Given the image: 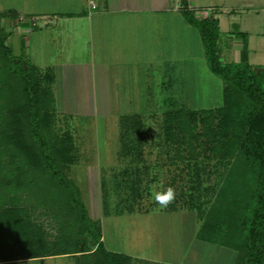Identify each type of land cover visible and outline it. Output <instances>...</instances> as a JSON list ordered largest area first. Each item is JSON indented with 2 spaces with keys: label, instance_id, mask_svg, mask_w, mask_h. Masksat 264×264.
<instances>
[{
  "label": "trees",
  "instance_id": "obj_1",
  "mask_svg": "<svg viewBox=\"0 0 264 264\" xmlns=\"http://www.w3.org/2000/svg\"><path fill=\"white\" fill-rule=\"evenodd\" d=\"M181 3L184 17L202 35L209 68L223 79L224 101L206 108L174 102L163 111L159 145H169L179 160H194L187 165V177L175 171L170 181L164 180V184L168 181L165 187L176 190L169 207L187 204L189 208V200L179 202L185 190L193 188L195 193L189 196L196 209L191 210L201 222L198 237L234 249V264H264V67L257 70L246 58L221 61L219 18L198 16L189 0ZM8 35L1 27L0 188L7 194L0 195V202L15 205L13 210L0 206V242L5 241L0 243V258L62 254L73 255L78 264H132L131 255L105 245L101 220L93 217L75 177L69 174L78 161L77 146L72 133L56 126L52 82L40 98L35 90L38 81L17 59L7 43ZM7 74L15 76L11 85H7ZM205 144L212 153L209 162H200L198 147ZM143 162L147 164L138 170V178L133 177L135 170L119 172L129 177L127 186L135 194L150 192L149 186L164 173L154 170V163ZM210 176L214 182L207 181L202 190ZM20 193L25 197L15 199ZM28 201L30 207L25 208ZM33 206H55L54 217H61L59 224H65L56 239H49L47 230L30 218Z\"/></svg>",
  "mask_w": 264,
  "mask_h": 264
},
{
  "label": "crops",
  "instance_id": "obj_2",
  "mask_svg": "<svg viewBox=\"0 0 264 264\" xmlns=\"http://www.w3.org/2000/svg\"><path fill=\"white\" fill-rule=\"evenodd\" d=\"M200 2L189 0L190 7L198 16L204 10L200 9ZM98 3L95 10H91L88 0H23V7L13 2L4 9L0 7L2 23L10 26V35L18 34L20 48L22 46L30 51L26 52L25 58L32 56L34 61L31 64L46 76L49 83L52 82L57 109L68 119H75L78 113L108 116L113 107L135 106L132 104H136L134 96L127 93L125 88H138L140 75H151L152 80H157L158 75H162V85H174L177 82V78L172 77L175 72L182 80L184 76L189 80L191 73L188 61L186 66V60L181 58L183 54H186L185 59H198L196 68L201 66L203 69L204 65L207 66L202 35L184 17L181 0H98ZM22 15L25 16L24 19H20ZM209 15L215 16L214 13ZM192 33L193 39L201 44V51L193 55L187 49ZM17 39L13 38V41L16 42ZM225 44L228 45V42ZM12 46H15L13 42ZM42 48L48 53V61L40 64ZM230 48V51L227 48L220 51L221 61L231 62L245 58L249 61V52L243 42H233L232 39ZM221 95L224 101V85ZM174 96L175 94L171 98ZM122 115L123 127L120 129V146L116 153L121 154L125 147V151L122 150L125 154L133 153L139 157V162L132 158V163H126L122 170H131L133 165H139L137 170L143 169L147 164L143 161L150 162L147 155L151 152V143L149 140L145 143V140L154 133L149 116H154L155 113L133 112ZM159 121L162 124L163 117ZM123 131L127 134L136 133L135 147L131 146L128 137L121 139L125 137L122 135ZM150 163L148 164H155L154 170L164 171L163 175H159L163 181L169 180V165L161 168L158 162ZM154 172L151 174L154 175ZM98 179L97 175V180L93 182L91 173L87 175L89 186L95 183V187H98ZM135 195L139 196L138 193ZM152 202L153 200L151 204ZM151 209L143 205L118 209L115 213L109 209L105 211L103 204L101 226L105 245L109 249L131 255L132 264H194L189 255L191 244L208 250V254H212L215 249V256L219 251L222 255L226 254L229 260L220 264L235 263L237 252L234 249L198 237L201 222L194 210L186 206ZM115 216L120 218L118 225L120 222L122 224L117 231L110 229L113 226L109 220ZM188 229L194 237L186 245L187 243L183 244L182 234ZM107 230L117 235L111 236ZM3 242L5 241L1 239L0 243ZM176 251L181 255L179 259L173 258ZM68 256H72L78 264L73 255L62 254L0 258V264H24L49 259L58 260L60 264L59 259Z\"/></svg>",
  "mask_w": 264,
  "mask_h": 264
},
{
  "label": "rangeland",
  "instance_id": "obj_3",
  "mask_svg": "<svg viewBox=\"0 0 264 264\" xmlns=\"http://www.w3.org/2000/svg\"><path fill=\"white\" fill-rule=\"evenodd\" d=\"M200 1L198 0V2H200L201 4L199 5L201 6L200 9L204 10H201L202 12H199V16H206L209 15V13H214L215 16L220 20L219 25L221 36L218 39L219 51L226 50V48L230 51L232 39L233 42L234 40L243 42V44L247 46V51L249 52L250 56V63L253 64V66L257 70L263 68L264 0ZM12 2L14 4L21 5L20 7H23V0H0V7L4 9L8 4ZM1 27H4L6 31L9 32L7 43L12 47L14 54L17 56V59L22 60L25 68H28V71L32 75V77H34L35 80L38 81V87L35 89L37 90L36 93L39 94L40 98L44 97L46 89L49 87V82L46 80V76L42 74L37 67L31 64V62L34 61V58L32 56L30 57V55H28L29 57L25 58L26 52L29 53L30 51H27L25 47L22 48V46L20 48V42L17 39L18 34L15 33V35H10V26L3 24L2 20L0 19V28ZM193 37L194 36L192 33L190 46L187 47V49L189 50V54L192 55L193 53H197L199 50L201 51V44H199L197 40L193 39ZM13 38L17 39V41L14 42ZM12 42L16 47L12 46ZM226 42H228V45L225 44ZM39 52L40 50L38 51V53ZM41 54V57L39 56V58H41L40 64L48 61V53L46 49L42 48ZM185 57L186 54L181 55V58L186 60V66L188 61V67L191 73L189 75V80L188 78H185V76L182 80L180 75L176 74L175 72L172 77L173 79L177 78V82L174 85H168L169 83L166 85H162L160 81L162 75H158L157 80H152L153 77L151 78V75L144 74L138 76V80H140L139 85H137L138 88L132 90H128L125 88L127 93L134 96L136 104L134 102L132 104L135 106L127 105L124 107H113V111L110 112L111 115L101 117H99L98 114L78 113L73 120L68 119L65 115L59 113L58 109L54 111L57 118L56 126L60 127L64 131H69L74 136L77 146L76 151L78 152V161H76V163L71 166L69 174L75 177V180L80 186L83 197L88 207L90 208L94 218H99L100 220H102L103 204H105V211L109 209L111 212L115 213L118 211V209L124 210L128 209L130 206L142 207L144 205L145 207H151V210H159L158 208H160L159 205H157L154 201L151 204L152 198L149 195L150 193L147 192V189L146 191L142 192V194H139V196H136L135 191L133 192L132 189L128 188L127 186L129 185V183H131L129 181V177L124 178L123 174L121 176L119 175L120 170H122L126 166V163H132V158L137 161L139 159V157L133 153L125 154L123 152L125 151V147L122 148L123 151L121 150V154L116 153L120 146V129L121 127H123L121 123V119L123 116L122 114L133 112H141L143 114L155 113L154 116H151L152 118L149 116L151 122L150 125H152V131H154V133L152 132V137L148 136V138L145 140V143L147 142V140H149V142L151 143H147L149 144V149H151V152L147 155L148 161L158 162V164L162 166L161 168L169 165L171 171L168 173V181H170V178L173 177V175L176 173L175 171H177V173H181L182 175H184V177H187L188 174L185 172V170L187 171L188 169L187 165L190 162L193 163L194 160H192L191 157H188L189 160H187L188 158L179 160L174 156V149H171L169 145H159V135L162 130V124L159 119L163 117L162 112L174 102L178 106L190 108H206L223 104L221 94L223 93L224 82L219 75H216L209 68L206 54L205 59L207 66L204 65V70L201 68V66L200 68H196L198 67L197 58H191L189 60L185 59ZM230 58L231 55H229V59ZM193 63H195V65ZM44 67H42V70H44ZM193 71L197 72L192 73ZM14 77L13 75L7 74V85H11ZM185 79L187 80V82ZM9 90H11V87L9 88ZM173 94H175V96L171 98ZM123 133L122 135L125 137H122L121 139L128 137L131 140V146L135 147L136 139L134 140V137H137V135L135 136L136 133L127 134L125 133V131H123ZM167 149H169V151ZM184 149V154L187 156L189 152L185 146ZM198 149L201 151L197 155V158L200 160V162H209L208 157L210 153H212L211 147L205 144V146H199ZM165 150L170 155L168 153L165 154ZM175 159H177L175 163H172V161H174ZM214 160L215 159L211 158L210 161L213 162ZM177 162L179 163L177 164ZM138 166L139 165H133L130 168L131 170H135V176H138L140 173L137 170ZM215 172L216 170H214V173ZM89 173H91L93 177V182L97 180V175L99 176V185L96 184L98 185V187H95V183L89 186L87 181V175H89ZM160 179L154 181L153 183L158 182ZM214 180L215 177L210 176L205 180V182L203 181L202 190L205 189L203 186L207 181L213 183ZM5 183L8 182L5 181ZM120 184L123 186H120ZM193 190L194 189L190 187L188 188V191L185 190L186 193L183 195V198H180L182 200H180L179 202L182 203L185 200H189L188 207L190 209H195L189 196L190 193H195V191ZM6 194V191L0 188V195ZM19 196L25 197L20 193L14 198L17 199ZM24 201L25 199H23L22 202ZM185 203L187 202L185 201ZM4 204L7 210H13V207L15 205L12 202L7 203V205L5 202H0V206H3ZM27 205L28 206H25V208L30 207L29 201L27 202ZM185 205L187 206V204ZM33 208L34 209H30L33 212L30 213V218L32 216L33 219L36 218L35 222H37L38 224L36 226H41L43 229L47 230V232L49 233V239H56V237L60 234L61 228L64 227L65 224H59L61 217H54L56 211L55 206H33ZM119 220L120 218H118L117 216H115V218H110L109 221L112 223L113 227L108 228H110L111 230L113 229V231H117L119 229L118 227L122 226L121 222L118 225ZM115 223L116 226H114ZM107 231H109V234L111 236L117 235V233L113 234L112 232H110V230ZM193 237L194 236L192 232L188 229L186 232H184V234H182L183 244H186L187 241L190 242ZM186 245H188V243ZM207 251L208 250H204L198 245L191 244L189 250V255L191 256L190 259L194 261V264H220L221 262L226 261V259L229 260L228 256L226 254L222 255L220 251L217 256H215V251L217 252V249H215L212 254H208ZM224 251V253H226V250ZM179 257H181V255L178 251H176L173 258L179 259ZM59 261H61L60 264H76V261L72 256L59 259ZM24 264H58V260L49 259L47 261H29L25 262Z\"/></svg>",
  "mask_w": 264,
  "mask_h": 264
},
{
  "label": "clouds",
  "instance_id": "obj_4",
  "mask_svg": "<svg viewBox=\"0 0 264 264\" xmlns=\"http://www.w3.org/2000/svg\"><path fill=\"white\" fill-rule=\"evenodd\" d=\"M152 200L161 209L167 208L176 199V190L172 186L165 187L163 178L149 186Z\"/></svg>",
  "mask_w": 264,
  "mask_h": 264
},
{
  "label": "built area",
  "instance_id": "obj_5",
  "mask_svg": "<svg viewBox=\"0 0 264 264\" xmlns=\"http://www.w3.org/2000/svg\"><path fill=\"white\" fill-rule=\"evenodd\" d=\"M88 4H89L91 10H95L99 5L98 0H88ZM20 18L24 19L25 16L22 15V16H20Z\"/></svg>",
  "mask_w": 264,
  "mask_h": 264
}]
</instances>
